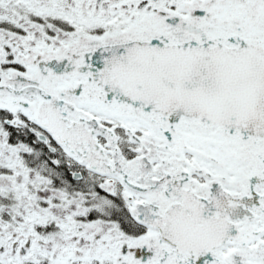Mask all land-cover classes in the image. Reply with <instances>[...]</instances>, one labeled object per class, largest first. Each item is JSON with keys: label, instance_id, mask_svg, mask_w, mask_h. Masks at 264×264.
<instances>
[{"label": "snow or ice", "instance_id": "snow-or-ice-1", "mask_svg": "<svg viewBox=\"0 0 264 264\" xmlns=\"http://www.w3.org/2000/svg\"><path fill=\"white\" fill-rule=\"evenodd\" d=\"M0 264H264V0H0Z\"/></svg>", "mask_w": 264, "mask_h": 264}]
</instances>
